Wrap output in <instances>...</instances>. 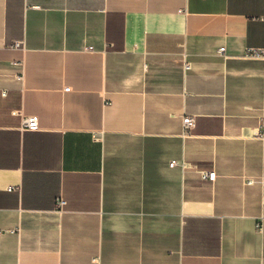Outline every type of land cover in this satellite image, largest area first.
<instances>
[{
  "label": "crops",
  "instance_id": "1",
  "mask_svg": "<svg viewBox=\"0 0 264 264\" xmlns=\"http://www.w3.org/2000/svg\"><path fill=\"white\" fill-rule=\"evenodd\" d=\"M254 45L264 0H0V264H264Z\"/></svg>",
  "mask_w": 264,
  "mask_h": 264
},
{
  "label": "built area",
  "instance_id": "2",
  "mask_svg": "<svg viewBox=\"0 0 264 264\" xmlns=\"http://www.w3.org/2000/svg\"><path fill=\"white\" fill-rule=\"evenodd\" d=\"M21 42H15V46H20ZM219 53L225 55V47L221 46L219 48ZM246 55L255 58H259L264 60V45L261 46H249L246 48ZM188 65V63H187ZM19 79H21L23 76L20 74ZM65 90L69 91L70 87H65ZM22 125L24 129L30 130H37L39 129V118L37 115H24ZM184 122V128L189 132L195 125H196V118L193 115H186L183 119ZM171 167L177 164L176 160H173L171 163ZM205 177H209L211 180H214L216 177L215 172H206L204 174ZM66 204V200L63 198H59L57 200V207L63 208V206Z\"/></svg>",
  "mask_w": 264,
  "mask_h": 264
}]
</instances>
